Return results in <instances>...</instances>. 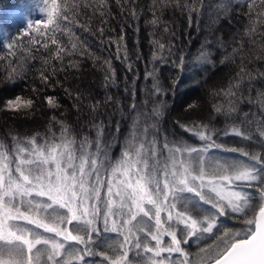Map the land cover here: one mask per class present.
<instances>
[{"label":"snow or ice","instance_id":"1","mask_svg":"<svg viewBox=\"0 0 264 264\" xmlns=\"http://www.w3.org/2000/svg\"><path fill=\"white\" fill-rule=\"evenodd\" d=\"M260 4L264 5V0ZM170 5L188 10L190 26L192 13L198 17L205 7L204 0H184L183 4L181 0H152L154 26L160 22L157 12L162 15ZM255 5L256 0L246 5L248 23L242 34L238 31L228 43L222 38L217 41L224 52L219 64L236 65L237 71L225 86L211 90V108L215 116L223 115L232 122L216 129L211 123L215 116L207 122L175 121L183 132L201 142L198 145L182 137L170 139L162 131L161 122L169 108L163 97L169 91L175 93L179 77L165 88L155 67L146 71L145 79L150 78L152 84L145 89L141 102L136 101L135 80L131 88L125 87L132 98L127 110L110 95L103 102L117 105L121 117L129 121L126 132L122 133L120 121L113 126L110 119L98 118L102 104L95 101L86 105L91 113L87 132H76L53 114L43 134L10 132L11 144L0 138V264H91L86 258L93 256L101 257L103 264H264V87H256L264 85V70L255 67L264 63V10L255 12ZM104 7L107 0H99L97 10ZM215 7L217 20L221 12H232L231 0H221ZM78 9V4L69 6V0H34L23 6L19 14L25 27L14 37L3 33L7 43L0 40L8 56L16 57L13 63L0 56L6 60L5 75L0 80V112L30 113L40 99L43 89L36 87L30 89L32 96H3L18 79L25 78L27 61L35 58L26 44L43 41L45 50L49 41L57 45L50 58H42V67L37 70L45 88H54L51 77L65 70L52 64V59L63 65L65 55L75 54L78 47L80 54L87 52L72 28L62 23H78ZM33 12L42 18L34 20ZM131 15L138 18L135 9ZM164 31H169L167 26ZM58 32L68 37L70 48L62 45ZM24 37H28L27 42ZM245 38L249 45L259 48L255 56L251 48L245 54ZM123 39L121 35L113 41L116 58L120 59L122 52L123 62L132 71ZM151 43L155 46L151 62L165 60V50L173 55L171 43L157 39ZM209 43L202 44L191 61L181 51L178 60L172 61L173 67L181 74L189 62L215 68ZM19 51L29 56H17ZM105 63V87L115 85V69L110 60ZM68 64L77 67L71 60ZM65 92L73 96L70 90ZM74 99L73 107L79 111L85 97L77 92ZM43 101L49 109L61 108L54 95L44 96ZM243 104L258 106L259 113L243 111ZM199 107L193 101L185 111ZM56 125L58 131L54 130ZM220 133L247 141L249 147L217 143L214 137ZM116 148L118 156L113 155ZM213 149L238 157L212 155ZM222 218L237 220L241 227H229ZM101 224L103 233L120 237L105 240L103 251L98 250L94 239L101 236ZM209 238L211 243L195 253L185 247L193 240L200 244Z\"/></svg>","mask_w":264,"mask_h":264},{"label":"trees","instance_id":"2","mask_svg":"<svg viewBox=\"0 0 264 264\" xmlns=\"http://www.w3.org/2000/svg\"><path fill=\"white\" fill-rule=\"evenodd\" d=\"M34 0H0V40L4 39L3 33H7L10 37H14L24 27V20L20 16V11L23 6L33 3ZM63 3V0H60ZM221 0H204L205 7L201 9L199 16L192 13L193 22L191 26L188 20V10L183 11L170 5L163 9V14L160 16V22L153 25V10L152 0H107V7L97 10L99 0H69V6L78 4V15L75 19L76 24H69L68 21H63L64 25L72 28L79 41L83 43L87 50L85 54H80L82 49L79 47L76 53L64 57L63 65L55 59L51 63L57 67H64V71H60L51 77L50 83L55 84V87L45 88L41 84L38 77V69L42 67V58L49 57L55 52L57 45L51 44L49 41L48 50L42 47L43 41L36 45H27L32 48L31 56L35 57L27 61V70L23 80H17L15 85L10 89H6L3 96L22 94L25 97L32 96L31 88L36 87L43 89L39 93L40 99L37 100L36 108L30 113L13 114L10 112H0V138L11 144V136L9 133H18L21 136L31 135L35 132L41 134L46 132L50 117L55 114L59 119L67 121L76 132H87V122L91 118V113L86 106L89 102L101 101V108L98 118L105 121L111 120L114 126L116 121L121 123V131L126 132L129 121L123 119L117 111L115 103L103 102L106 96H112L121 101V106L127 110L128 105L132 102V98L128 92H125V87L131 88L133 80H135L136 101L137 103L145 99V89L150 88L151 79H145L146 71H151L153 67L158 69V76L161 84L165 88H170L173 80L179 77V85L175 93L171 91L163 97L169 108L165 117L161 122V128L170 139L174 137H182L188 143H201L190 133H185L176 124V120L187 122L192 119H203L207 122L211 116H215L212 112L211 104L213 98L209 95L211 90L218 89L227 84L230 77L237 71V66L233 64L220 65L219 61L223 57V49L217 44L218 39H223L225 43L232 41L234 34L238 31L242 34L245 25L248 23L247 3L250 0H231L232 12L228 15L220 13V18L217 20V9L215 5ZM85 3L90 5L85 7ZM184 0H181V4ZM192 3V0H188ZM244 5V7H241ZM135 9L138 18L131 15V10ZM255 12L264 10V5L260 4V0H256L254 6ZM103 12V15H101ZM70 19L71 12L68 13ZM32 18L41 19L39 12H33ZM165 26L169 29L164 31ZM101 29L103 31H101ZM44 31V29H41ZM175 33V35H172ZM123 36V44L127 45L129 53V63L133 64L132 71H129L127 63L123 62V53L121 52L120 59H117V45L113 41L118 40ZM57 38L62 42L63 46L70 48L68 37L62 33H56ZM27 42L28 37L23 38ZM37 39H40L37 36ZM153 39L160 40L162 43L173 45V55H168L165 50V60H159L155 63L151 62L155 46L151 43ZM210 42L207 47L212 52V59L217 66L212 65H194L191 62L187 63L184 72L181 74L173 67L172 61L178 60L181 51L186 53V59L191 61V58L197 53V50L205 42ZM246 55L248 49L251 48V55L255 56L259 53V48L251 46L245 38ZM234 46V45H233ZM229 47V51H230ZM139 55V59H137ZM264 55V54H261ZM0 56L7 57L16 62V57L8 56V49L0 46ZM17 56L28 57L29 53L23 51L17 52ZM73 61L77 67H71L68 61ZM111 61L112 67L116 73L115 85H106L105 73L107 64L105 61ZM6 60H0V80L5 75ZM251 67V65H250ZM255 67L264 70V63H257ZM59 81V83H56ZM199 81V83H195ZM256 87H264V85H256ZM65 89L70 90L73 96L66 94ZM83 93L85 99L79 106V111L73 105L76 103L74 99L75 93ZM46 95H54L59 99L61 108L52 110L47 107L43 97ZM255 95V93H253ZM197 102L200 107L194 111H185L188 103ZM243 111H252L259 113V108L256 105H241ZM63 113V115H61ZM231 120H226L223 115L215 116L211 121L216 129H223L226 124L231 123ZM59 125L55 126L58 131ZM217 143L224 144L228 147H249V142L242 141L238 137L224 136L220 133L214 137ZM212 155L220 157H232L238 154L225 153L222 150L213 149ZM114 156L119 155V148L113 152ZM223 223L229 227H241L237 220L222 218ZM108 238L120 239L116 233H106ZM193 246L191 241L186 248L188 251ZM100 251L104 250V245L99 246Z\"/></svg>","mask_w":264,"mask_h":264},{"label":"rangeland","instance_id":"3","mask_svg":"<svg viewBox=\"0 0 264 264\" xmlns=\"http://www.w3.org/2000/svg\"><path fill=\"white\" fill-rule=\"evenodd\" d=\"M100 228H101V236H99V237H95L94 236V239H96L97 244L99 246L104 245L105 240L111 241V240L115 239V238H108L106 233H103V224L100 225ZM165 239L167 240V237ZM205 243H211V239L209 238V239H207L205 241H202L200 244H197L196 241L193 240V246L190 249V252H193V253L197 252L199 247L203 246ZM78 247H83V246L82 245H78ZM185 247H186V245H185ZM86 259H88L91 262V264H103L102 258L99 257V256L88 257Z\"/></svg>","mask_w":264,"mask_h":264}]
</instances>
